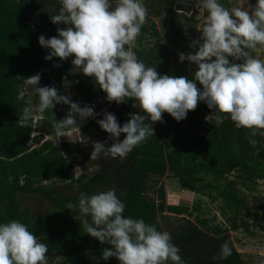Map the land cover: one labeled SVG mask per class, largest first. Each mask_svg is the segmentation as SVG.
Returning <instances> with one entry per match:
<instances>
[{"label": "trees", "instance_id": "obj_1", "mask_svg": "<svg viewBox=\"0 0 264 264\" xmlns=\"http://www.w3.org/2000/svg\"><path fill=\"white\" fill-rule=\"evenodd\" d=\"M47 2L55 15L61 6L60 0ZM218 3L228 9L230 7L227 0H218ZM167 9L166 27L170 28L175 22L171 7ZM30 14L42 15L41 0H0V223L10 220L24 223L39 242L48 246V252L61 257L65 264H88L94 256L99 258V264H120L116 257L101 258L102 249L111 245L101 244L85 233L83 221L87 219L90 223V220L82 216L78 208L81 192L91 196L95 194V186L102 185L115 190L126 206L125 217L143 219L145 223L155 225L158 231L169 232L185 264H247L230 243L227 229H246L245 218L253 221L264 219L257 209L243 212L244 200L236 191V185L249 188L257 180H264V129L256 130L253 135L251 129L237 128L227 117L220 125H216L214 120L211 123L205 119L204 122V116L211 119L214 113L200 101L196 109L189 111L181 121L163 113L164 122L153 123L154 135L126 157L105 158L101 155V169L93 176L88 177L84 173L75 176L73 164L79 156L90 157L92 149L85 151L89 146L78 149L72 141L54 144L44 137L55 133V122L65 117L69 105L57 104L55 108L39 113L41 134L34 133L30 127L20 128L16 122L23 108L35 107L38 97H31L33 103L28 105L29 89L17 77H29L40 72V86H55L59 92L64 78L73 79V101L93 106L101 119L103 110L111 106L121 125L129 119L128 113L139 112V109L131 106L132 101L109 103L105 99L106 93L95 85L92 78L83 73L71 74L73 65L70 59L74 57L64 61L59 57L45 60L49 49L39 44L38 37L41 34L46 39L56 36V29L66 25L53 24L51 20L43 24L31 23ZM201 14L207 17L208 12L202 8ZM147 23L152 28V35L157 36L148 18ZM145 25L133 49L137 58L146 66L156 67L159 74L192 79L194 64L190 74L167 65L157 66L156 60L163 57L165 47L157 40L148 42L144 39ZM171 34L174 37L176 33ZM229 59L231 61L232 58ZM54 64L60 66L54 67ZM50 73L55 81L50 78ZM196 84L202 88L198 81ZM97 129L96 141L108 140L110 145L113 141L108 139L109 134L99 125ZM125 135L121 133L120 139ZM231 173L235 180L227 178ZM165 176L175 178L180 189L205 196L210 202L220 200L229 214V226L207 228L206 220L194 217L192 220L183 218V223L176 229L164 230L159 224L164 212L176 216L190 212L187 206L166 204L161 188L156 198L147 195L150 178L157 182ZM47 181L51 183L45 185ZM63 181L73 184V190L63 193L52 184ZM32 194L41 196L50 208L39 214H31L28 209L21 208L19 195ZM69 202L77 207L73 210L66 208ZM225 241L229 242L232 254L224 260H213Z\"/></svg>", "mask_w": 264, "mask_h": 264}, {"label": "clouds", "instance_id": "obj_2", "mask_svg": "<svg viewBox=\"0 0 264 264\" xmlns=\"http://www.w3.org/2000/svg\"><path fill=\"white\" fill-rule=\"evenodd\" d=\"M60 5L50 20L66 27H58L56 36L38 37L39 44L49 49L44 59L74 57L71 74L92 78L109 103L132 101L131 106L139 112L128 113L129 119L121 125L113 113L103 110V119L96 123L113 142L91 140L80 128L88 118L98 115L93 106L81 107L70 92L61 94L55 86H40V72L18 76L29 89L26 103L32 105L31 97H38L36 112L44 113L57 104L69 105L65 117L55 122L56 144L60 137L70 138L76 132V141L84 146L92 144L91 160L101 155L126 157L154 135L153 123H163V113L181 121L200 101L214 113L211 119L206 117L211 123L214 120L220 125L227 117L237 128L251 129L253 135L264 129V60L252 54L264 49V0H257L250 11L228 9L218 0H196L194 6L207 10L208 15L198 28L201 35L190 41L193 51L178 53L181 62L187 60L196 66L192 79L159 74L156 67L146 66L137 58L133 49L148 17L139 0H115L114 5L111 0H60ZM64 83L67 91L71 82L64 78ZM16 123L20 128H35L33 110L23 108ZM121 133L126 134L122 140ZM65 207L73 210L77 205L69 202ZM125 207L114 189L91 196L79 194L80 214L91 218V223L83 221L85 233L111 245L102 249V259L116 257L120 264H185L169 232L158 231L143 219L125 217ZM47 252L48 246L24 223H0V264H47ZM231 254L232 248L225 241L213 260H224Z\"/></svg>", "mask_w": 264, "mask_h": 264}, {"label": "rangeland", "instance_id": "obj_3", "mask_svg": "<svg viewBox=\"0 0 264 264\" xmlns=\"http://www.w3.org/2000/svg\"><path fill=\"white\" fill-rule=\"evenodd\" d=\"M230 3L229 9L233 7H239L243 10L250 11L251 5H255L257 0H227ZM113 5L115 0H111ZM148 11V19L150 23H153L154 30L157 31V36L152 35V28L150 24L145 25V35L144 39L148 42H153L157 40L161 46L165 47L163 52V57L156 60L157 66L167 65L170 68L180 70L187 74H190L194 65L190 64L187 60L181 62L178 58L179 52L188 53L192 49L189 48L190 41L195 38V36L200 32L198 28L203 26L205 16H202V7L196 8L194 3L196 0H139ZM171 7L172 9V19L175 23L171 25L170 28L167 26V8ZM41 9L42 15L35 16L30 14L29 22L43 24L46 21L50 20V17L54 15V10L48 4L47 0H41ZM184 11V12H183ZM191 12V15L186 14ZM187 18V19H185ZM172 32H175V36L172 37ZM173 39V42H172ZM155 52L153 51V54ZM253 56L264 60V49H259L254 51ZM72 61V59H70ZM50 78L55 81L54 75L50 73ZM71 82L70 87L65 90V83L63 82V87L61 94L67 95L69 92L72 93L71 86L73 84V79H67ZM81 107L84 106L81 101H77ZM91 106V105H90ZM33 110V115L37 121V125L33 128L34 133L41 134L40 128V114L35 111L34 106H29ZM108 112L112 113V107L109 106L107 109ZM98 115L95 118H88L86 122L81 125V133L87 137H90L91 140H95L98 136V124L96 123L97 119H101L100 113L97 111ZM205 116L203 118L205 122ZM45 138L50 139L54 144L55 143V133L44 136ZM79 135L76 132H73L71 137H60L58 142L61 141H72L75 143L76 148L82 149L86 146L82 145L79 141ZM88 149H92L93 146L89 143ZM100 159L91 160L90 157L85 155L79 156L75 163L73 164V174L77 176L79 173H84L88 177L93 176L97 171L101 169ZM228 179H234V174L231 173L227 177ZM207 179V178H206ZM51 182H44L45 185L50 184ZM53 186L58 187L62 190L63 193H68L73 190V184L68 181L55 182L52 183ZM147 195L156 198L158 195V189L161 188L164 195V202L166 204H174L179 206H187L190 208L188 215L181 214L179 216L173 215L171 213L164 212L162 220L159 222L160 226L164 230L176 229L177 226H180L183 223V218L192 220L194 217H199L207 221V228L219 225L220 227H228L229 214L225 209L224 205L220 200L210 202L207 197L199 195L198 193L191 192L189 190L180 189L177 181L173 177L165 176L160 178L157 182H154L153 178H150L148 182ZM112 190L111 187H106L102 185L95 186V194L101 192H107ZM237 193L243 198L244 205L242 208L243 212L250 211L253 212L254 209H257L259 214L264 215V180H257L256 183L249 187H241L236 185ZM20 207L26 208L31 214L43 213L50 208L47 202L39 195H19ZM182 216V217H180ZM91 223V218L89 216ZM247 228H236V229H227V235L230 243L239 253L240 258L247 264H264V219L253 221L251 219H246ZM47 264H65L63 259L56 255L53 252H47ZM100 260L97 256L90 258L88 264H99Z\"/></svg>", "mask_w": 264, "mask_h": 264}]
</instances>
